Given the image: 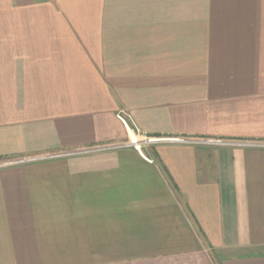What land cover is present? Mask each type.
Listing matches in <instances>:
<instances>
[{
  "label": "crops",
  "instance_id": "crops-1",
  "mask_svg": "<svg viewBox=\"0 0 264 264\" xmlns=\"http://www.w3.org/2000/svg\"><path fill=\"white\" fill-rule=\"evenodd\" d=\"M0 264H264V0H0Z\"/></svg>",
  "mask_w": 264,
  "mask_h": 264
},
{
  "label": "built area",
  "instance_id": "built-area-1",
  "mask_svg": "<svg viewBox=\"0 0 264 264\" xmlns=\"http://www.w3.org/2000/svg\"><path fill=\"white\" fill-rule=\"evenodd\" d=\"M117 116H118L119 120L127 128L128 134H129V142L131 144H133L135 146V148L139 149L141 147V145H142L143 142H148L149 141V139H141L140 138L138 129H136V128L129 129L128 128L129 127L128 126L129 125V122H128L129 121V116H127V115L124 116L123 114H118ZM130 132H132L134 134V136H136L137 140H133L131 138Z\"/></svg>",
  "mask_w": 264,
  "mask_h": 264
},
{
  "label": "bare ground",
  "instance_id": "bare-ground-1",
  "mask_svg": "<svg viewBox=\"0 0 264 264\" xmlns=\"http://www.w3.org/2000/svg\"><path fill=\"white\" fill-rule=\"evenodd\" d=\"M137 140V139H136Z\"/></svg>",
  "mask_w": 264,
  "mask_h": 264
}]
</instances>
